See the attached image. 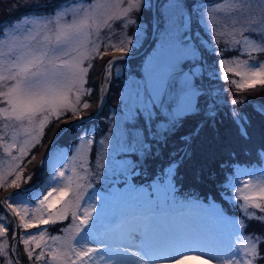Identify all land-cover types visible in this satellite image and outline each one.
I'll use <instances>...</instances> for the list:
<instances>
[{"label":"snow or ice","instance_id":"6c2138e0","mask_svg":"<svg viewBox=\"0 0 264 264\" xmlns=\"http://www.w3.org/2000/svg\"><path fill=\"white\" fill-rule=\"evenodd\" d=\"M109 3L112 7L119 8V12L109 14L103 21L93 17V9L107 7ZM123 3L124 0H106L105 4H100L98 0L96 3L89 0L87 4L77 2L69 5L65 3L54 13L25 16L15 23L0 27V89H7L6 91L0 90V98H3L7 105V107L0 108V116L10 122L5 123V128L13 124L17 128H25L27 125L25 131L29 135L31 132L43 134L45 124L51 117L60 119L68 112H71L73 116L80 113L81 110L69 99V94L74 87L77 88L76 101L79 102L78 86L84 83L88 69L83 68L82 61L73 57L72 53L77 51V45L87 43H93L94 50H98L99 45L91 40V36L95 31L99 39L98 30L101 23L111 29L112 25L109 22L114 23L123 18L121 24V33H123L130 24H138L136 20L128 19L130 13L134 10L139 12L143 7L149 9L151 7L147 0H128L127 7H120ZM36 7H41L38 0ZM191 7L196 9L200 19L208 25L209 32L214 37L211 41L213 54L220 55V52L217 51L220 40L215 37H230L224 39L225 49L223 50L225 51H239L234 46L242 44L244 51L251 48L264 53V0H256L255 4L252 0H235L234 3L227 5L217 0L211 7L204 4L199 8L196 4ZM190 18L191 11L189 12ZM221 20L224 21L225 27L231 25L230 32L215 30ZM236 25L239 27L237 28ZM139 34L138 26L134 36H128L126 40H121L116 51L123 55L116 57L115 60L123 61L127 58V54L130 53L131 48H134V41L139 38ZM237 35L242 39H236ZM198 51L197 48L190 49L194 61L193 68L196 63L202 66L203 54L201 53L198 58L195 56ZM113 63L114 60L108 61L109 68ZM228 63L229 61L226 59L217 61L218 66ZM234 63L237 68H240L241 65L244 67L243 71L235 72L242 78L241 82L231 81L237 88H254L257 83L264 85V63L249 65L247 60L240 61L239 56L234 58ZM89 68H91V64ZM224 70L226 72L233 71L231 68ZM107 71L108 69H106ZM221 78L228 81L227 76ZM84 92L90 93L91 89H85ZM166 93V87L157 81L147 92L148 98L137 104L135 110L125 116L127 126L121 127L118 134L109 133L117 151L124 154L123 160L114 161L121 174L124 172L134 174L136 168L140 166L139 157L141 155L147 157L152 152L150 141H155L158 138L162 141L167 135L173 134L182 117L188 114L192 108V91L187 82L182 97L174 105L171 102L165 104ZM137 95L139 96V93ZM228 103L236 106L244 101L231 99ZM88 107L89 104L85 102L83 108L87 109ZM232 116L240 128V134L247 139L246 117L234 109ZM79 119L82 120L85 117L80 115ZM137 121H141L142 125L138 126ZM64 122L67 123V121ZM12 139L13 143H5L3 146L4 152L9 156L15 146L16 136L14 135ZM78 139L81 146L85 143H92L87 134L78 137ZM182 139L187 144L191 137H182ZM37 143H39L38 140ZM100 143L103 144V141ZM28 144L29 141L25 139L23 145L18 149L19 155L11 156L12 162L20 161L27 154ZM188 156L189 152L184 149L183 156L172 162L167 169L162 170L165 180L172 178L173 168ZM132 157L136 159L129 162V158ZM62 158V154L57 153L56 155H46L41 160L42 173L47 169V181L43 185L38 182L34 186L28 185L21 188L23 170H15L18 168V164L10 163L9 167L12 170L0 173V187L11 186L17 189V192L9 194L0 204L7 205L16 216H19V227L25 230L38 229L36 235L25 234L24 245L34 244L35 249H41L42 245L47 246L44 241L45 233L39 230V225L56 224L71 216L76 231L67 239L60 236L50 237L54 242H61L60 247L51 249L48 253L51 256L52 264H75L73 256L80 261V264H84V258L90 260L92 254L98 255L101 250L107 254L106 264H126L124 253H128L130 249L119 245L122 241H131L133 238L140 240L138 247L141 251L132 253L139 258L140 264H149V261L155 258V254L161 251L176 252V256L164 258L175 259L176 264H182L191 256L183 254L181 249L195 251L200 248L203 249V255L219 260L220 264H264V234L252 233L243 237L247 243L243 246L242 255L238 253L234 250L232 239L231 224L233 221L228 220L216 207L214 199L206 207L186 203L180 205L178 210L165 212L161 210L159 204H153L149 198L137 195L135 190H132L124 201L128 209L127 212L118 218L117 228L106 230L103 234L105 238L102 239L98 233L100 232V221L104 215L103 211L97 213L96 204L91 202H85L86 206L81 211V202L85 201V192L81 189L92 188L93 183L91 180L86 184L76 183L73 189L76 169H72L73 176H66L64 169L67 165L61 162ZM101 158L107 160V157ZM261 158L264 159V152L261 153ZM32 159H35V156ZM261 172L264 176V168L261 169ZM13 173L15 178L7 180L6 176L13 175ZM107 174L105 168L103 172L93 173L92 179H102ZM31 180L32 176L29 175L27 181ZM238 184V176L222 178L218 193L220 199L226 203L230 202L233 207H238L242 212L252 217L264 220V182L254 188L247 185L241 188ZM168 187L171 185L169 184ZM69 193H73V199L63 200ZM95 199L99 200L100 198L96 197ZM57 201H62V207L59 209L54 207ZM30 203L38 204L35 209V213L38 215H34L33 219H25ZM250 207L259 209L262 215L257 217L255 212L248 213ZM17 208H22L23 211H17ZM93 213H97L95 219ZM34 220L39 223H34ZM11 226L9 224L8 227ZM8 227L0 224V236L8 232ZM64 231H68V229H64ZM12 238L15 240V234ZM92 241L99 242L102 249L90 247L89 242ZM0 253H2L0 259L3 260V264H15L9 250L0 246ZM48 254L43 250L35 255L32 249L27 251L30 260L34 257L37 261L43 260V264H48V261L44 259Z\"/></svg>","mask_w":264,"mask_h":264},{"label":"rangeland","instance_id":"374dc122","mask_svg":"<svg viewBox=\"0 0 264 264\" xmlns=\"http://www.w3.org/2000/svg\"><path fill=\"white\" fill-rule=\"evenodd\" d=\"M61 1L62 0H38V3L42 6ZM77 2L87 4L89 0H74L68 4L71 5L72 3ZM92 2L96 3L97 0H92ZM98 2L100 4H105L106 0H98ZM215 2H217V0H214L213 3L209 2V0H196V2L193 4H196L197 8H199L204 3V5L211 7ZM219 2L227 5L229 3H234L235 0H219ZM252 2L255 4L256 0H252ZM36 3L37 0H27V2L26 0H18L17 2L14 0H0V23L5 21L8 17L18 13V11L20 12L22 10L36 8ZM147 3L151 5L150 9L148 7H143L139 12L134 10L128 17V19L136 20L138 24H130L128 28L125 29L123 33H121V24L123 22V18L122 20L116 21L114 23L109 22L112 25L111 29L105 27L103 23H101L98 30L99 39L97 38L95 31L91 36V40L94 41L95 44L99 45L98 50H94L95 45L93 43H87L84 45H77V51L72 53L73 57L82 61L81 66L85 69H88L87 74L84 77V83L78 86L80 92L79 102L77 103L76 101L77 88L74 87L72 92L69 94V99L71 102L76 104V106L81 110L77 115L80 116L82 114V110L84 109L83 104L87 102L90 105L89 99L94 89V83L90 79L97 59L106 52L116 51V47L120 46L121 40H126L128 36H134L136 34L138 26L140 29L139 38L134 41V48L129 46L131 48L129 54H131L133 50L142 49V47L146 46L150 40L153 32L154 22H159L158 33L155 37L156 40L154 49H151V51L148 52V55L144 60V64L141 67V75L128 73L127 77L125 78V76H123L124 66L121 64L116 65L118 60L115 61L112 73L115 71L117 75L124 79L123 88L119 97L120 106L111 112L109 118L107 119L108 125L103 133H101V129L99 130L100 127L98 125H91L89 129L81 132L79 137L85 136V134H87L92 140V143H85L83 146H81L80 141L77 138V140L72 145V151H68V148L57 146L55 140L52 142V144H49V146L46 147L47 149L45 148V145L47 144L45 143L46 134L54 123H60V125H58L60 127L57 130L58 134H64L74 124L79 123L78 121L80 120L76 119L68 120L67 123L63 122L64 118L72 115L71 112H68L60 119L51 117L49 122H46L45 124L43 134H40L39 132H31V135L25 131L27 125H25V128H17L13 124L12 126L5 128V123L10 122L5 121L3 116H0V173L11 171L12 169L9 167L10 163L13 165L18 164V168L15 170H23V178L20 182L21 188H25L28 185L34 186L38 182L43 185L45 183V179H47V169H45L44 173H42L40 165L41 160H43L46 155H56L57 153H61L63 156L61 162L67 165V167L64 169L65 175L73 176L72 169H76V176L73 178V189L75 188L76 183L86 184L89 180L92 181V188L81 189V191L85 192V201L81 202V211H83V208L86 206L85 202L95 203L97 206V212L102 210L104 211V215L100 221V226H102V223L105 221L104 218L111 216L109 213H113L112 215L116 216L118 214L127 212L128 209L125 206L124 201L131 194L132 190H135L137 195L149 198L153 204H159L162 211L169 212L178 210L175 208L180 206V199L176 198V195L173 196L175 187L174 181L172 179L173 174L170 180H165V178L157 179L151 182L150 185H144L140 187L136 186V175L144 174L141 166L143 163H141V161L146 158L145 156L141 155L139 157V159L142 160H138L140 166L136 168L134 174H129L127 172L121 174V171L114 164V161L123 160L124 154L117 151L114 141L109 136V133L111 132L118 134L121 127L127 126L125 116L130 111H134L137 104L148 98L147 92L152 89L153 85L157 81L163 83L167 89L166 96L164 97L165 104L171 102L173 105L182 97L185 84L187 82V85L192 91V108L189 110L188 114L182 117L176 129L189 117L192 118L197 115L198 119L196 121L198 126L194 132V134H196L207 124L216 123V118H231L229 115L232 113V111H226L224 105L229 104L232 109L239 112L241 115L243 114L245 117V113L242 108H240L239 104L232 106L230 103H228V101L231 99L241 100V97H246V94L244 93L246 91L244 90L247 88L240 89L231 83L232 80L241 82L242 78L237 76L235 72L244 70L243 65H241L240 68L236 67L234 58L239 56L240 61L247 60L249 61V65H252L253 63H264V53L254 51L251 48H249L247 51H244L242 44L234 46L235 48L239 49V51L223 50L225 49L224 39H229L230 37H215V39L220 40V43L217 47V51L220 52V55L213 54L211 51L213 47L211 41L214 39V37L209 32L208 25L204 22V20L200 19V15L196 9H193L192 7L191 9L188 8L187 4H189V0H147ZM127 4L128 0H124L123 5L120 7H127ZM63 5L65 4H61V6ZM190 11L191 18L189 19ZM118 12L119 8L112 7L109 3V6L107 7L93 9L92 15L94 18H98L103 21L107 19L109 14ZM21 13L22 14L20 16H17L18 18L14 17L13 22L11 21L8 24L15 23L17 20H20L25 16L30 17L38 14L36 12L28 14L24 12ZM50 13H54V11ZM39 14L47 15L49 13ZM236 27L238 28L239 25H236ZM215 30L217 32H230L232 28L231 25L225 27L224 21L221 20L216 25ZM245 35H247V33H245ZM236 39L242 38L241 36L237 35ZM257 43H259L258 40ZM201 45H203V47H201ZM192 48L199 49V51L195 53L197 58L201 55V53L203 54L202 66L199 63H196L195 67L193 68L194 61L190 52V49ZM116 52L120 53L118 51ZM109 56L105 57V59H107L104 60L105 65L103 71L98 73L97 77L95 78L97 84H100L99 89L101 90L102 88L103 90L102 96H99L98 111L96 110L94 117L100 116L107 100V97H105L103 93L104 90H106V93L108 92L110 77L109 72H106V69L109 67ZM221 59H226L229 61V63L227 65L218 66L217 61ZM90 64L91 68H89ZM218 68L219 70H217ZM225 68H231L233 71L226 72L224 70ZM5 75H7V73H5ZM223 76H227L228 81L223 80L221 78ZM261 86L264 85L257 83L255 88L259 89ZM85 89H91V92L85 93ZM0 90L6 91L7 89L3 88ZM229 92L231 96H228ZM239 92H243L241 97L237 96ZM137 93H139V96ZM102 101L104 104L101 108L100 102ZM244 101H246V99ZM254 103L255 105H259V107L261 106L260 101H256ZM3 107H7V105L4 103L3 98H0V108ZM136 123L138 126L142 125L141 121H137ZM14 135L16 136V141L15 146L11 150V156H18V149L23 145L24 140L27 139L29 141L27 154L23 156V158L18 162H12L11 156L4 152L3 148L5 143H13L12 138ZM50 135L51 134L47 135V139L50 138ZM187 137L191 136L188 135ZM37 140L39 143H37ZM191 140L192 137L190 141ZM100 141H103V144H101ZM150 142L152 143V146H154V144L161 143L163 140L161 141L158 138L157 140ZM41 144H43V148L41 147ZM184 149H187L189 155H192L193 151L190 148V143H187V147H183L182 155ZM49 150H51V152H49ZM33 156L38 158L37 164H39L40 168L36 171H29L28 168L32 163ZM101 157H107V160L102 159ZM134 159L136 158H129V162ZM29 161L31 162L29 163ZM245 164L246 162L235 164L232 174L227 173L225 176H238V186L241 188H244L246 185L250 188H254L258 184L264 182V176H262L261 172V169L264 168V164L256 170H248L246 167H243L246 166ZM102 165L104 167H101ZM105 168L107 169L108 173L106 176H104L102 179H92L93 173L103 172ZM237 169H239V171H237ZM174 172L175 167L173 168V173ZM29 175L32 176V180L34 181H27V177ZM14 178V173L13 175L6 176V179L9 181ZM25 181H27V183H25ZM169 184L171 187H168ZM217 186H219V184ZM11 188V186L0 187V192L2 191V194L0 195V202L9 196V194L17 192V189L12 190ZM219 191H215L217 193H214L210 199L212 201L213 199L215 200L216 207L223 213L226 211L225 208L227 205L221 201L218 194ZM96 197H99L100 199L96 200ZM72 199L73 193H69L68 196L63 198V200ZM227 204L231 203L228 202ZM192 205L205 206L200 202H194ZM37 207L38 204L30 203L25 219H33L34 215H38V213H35V209ZM54 207L57 209L62 207V201H60L58 204H55ZM16 210L21 212L23 211L22 208H17ZM252 212H255L257 217L262 215L259 209L250 207L248 209V213ZM226 217L228 220L233 221L231 224V232L233 233L232 239L234 250L238 251V253L241 255L243 246L247 243L243 237L251 235L252 233H255L256 235L264 234V220L252 217L251 215L242 212L238 207H234V213L231 215V217ZM253 220H258V223L255 224L254 222L249 224V222ZM19 223V216H16L14 212L7 207V205L0 204V224H4L5 227H8L9 224L12 225L11 227H8V232L0 236V246H3L4 249L9 250L10 256L15 260V264H43V260L37 261L34 257L30 260L27 256V251L32 249L34 250L35 255L43 250L46 254H48L50 253L51 249L58 248L61 244L60 241H52L50 237L60 236L63 239H67L76 231L71 216H69V219L60 221L56 224H49L46 226L39 225V230H42L45 233L44 241L46 242L47 246L42 245L41 249H35L34 244L27 246L24 245L23 239L25 238L26 233H31L33 235L38 234V229L32 228L25 230L18 226ZM34 223L38 224L39 222L34 220ZM16 228L17 231L15 230ZM64 229H68V231H64ZM13 234H15V240H13L12 243ZM81 235H83V233H81ZM77 239H79V237H77ZM189 254L190 252L185 253V255ZM0 255H2V253H0ZM238 258H240V256H238ZM44 259L48 261V264H52L50 254L46 255ZM72 259L75 261V264H80V261L77 260L75 256H73ZM87 260L88 258H84V264L87 263ZM188 260L193 261L194 264H198L196 263L198 260L195 259L184 260L182 264H185L188 262ZM202 261L209 264H220L219 260L214 261L205 255L203 256ZM0 264H3L2 259H0Z\"/></svg>","mask_w":264,"mask_h":264},{"label":"trees","instance_id":"16d2710c","mask_svg":"<svg viewBox=\"0 0 264 264\" xmlns=\"http://www.w3.org/2000/svg\"><path fill=\"white\" fill-rule=\"evenodd\" d=\"M14 1L17 2L18 0ZM63 1L64 0L53 4L42 5L41 7L30 8L20 12L18 11V13L8 17L5 21H13L14 17L18 18L17 16L22 14L21 12H53L63 4ZM194 2H196V0H189V4H187L189 9H191ZM2 23H0V27H3ZM155 40L150 48L142 55L133 56L123 61L118 60L116 62V65L121 64L124 66L123 76H125V78L128 73L134 75L142 74L141 67L144 64L148 52H150L155 46ZM140 50L141 49L133 50L132 53H136ZM115 54H117L116 51L106 52L101 55L95 63L90 79L94 83V89L89 99L90 105L87 109H83L81 114L85 119L81 120L77 115L73 117L71 115L64 118L63 122L72 119L80 121L70 127L57 140L56 138L59 136L57 130L60 127L58 126L60 123H54L46 134L45 143L47 144L45 145V148L56 140L57 146L65 147L68 148V151H72V145L81 135V130H87L91 125H98L100 127L99 130H102L101 133L106 129L108 125L107 119L111 112L120 106L119 97L123 88L124 79L117 75L115 71H113L112 74H109L108 92L106 93V90H104L103 93V95L107 97L105 107L101 111L99 117H94L96 110L98 111L99 96H102V91L99 89L100 84H97L95 78L98 73L103 71L105 65L104 60L107 59H105V57L110 55L108 58L111 59ZM244 91L243 92L246 94L245 98L241 97L243 92H239L237 96H240L243 101L246 99V101L239 104V106L244 111L246 117L245 127L248 133L247 139L240 134V128L234 121L232 113L229 115L231 118H216V123L207 124L196 134H194V132L198 126L196 121L198 117L197 115L192 118L189 117L174 131L173 134L167 135L166 138L163 139V142L154 144L150 155L143 160L139 159V161L142 160L141 163L143 164H141V166L144 174L136 175V186L150 185L151 182L157 179H163L164 176L162 170L167 169L172 162L177 161L180 156H183L182 149L183 147H187V144L182 137H187L188 135L192 137V140L189 143L193 153L192 155L185 157L182 163L177 164L172 178L175 185L174 195H176V198H179L181 202H185L191 197L193 199L200 197L203 199L204 203L209 205L212 203V200L210 199L212 195L217 193L215 191H219V186L217 185L227 173L232 174L235 164L246 162L245 165L247 166L263 162L264 159L261 158V153L264 152V86L259 87V89L255 87L247 88ZM228 96H231L230 92ZM256 101L261 102L260 107L259 105H255L254 102ZM224 108L226 111H233L229 104L224 105ZM242 116L244 117L243 114ZM49 134H51L50 138L47 139V135ZM37 159L38 158L36 157L35 159H32V163L28 168L29 171H36L40 168L39 164H37ZM11 189L13 190L15 188L12 187ZM1 194L2 191L0 192V195ZM224 203L227 205L225 208L227 214L233 215L234 207L231 204ZM254 222L256 224L258 223V220L250 221L249 224Z\"/></svg>","mask_w":264,"mask_h":264},{"label":"bare ground","instance_id":"6f19581e","mask_svg":"<svg viewBox=\"0 0 264 264\" xmlns=\"http://www.w3.org/2000/svg\"><path fill=\"white\" fill-rule=\"evenodd\" d=\"M46 181H47V179H45L44 182H46ZM59 202L60 201H57L55 204H58ZM99 212H101V211H98L97 213H99ZM97 213H93V218L94 219L96 218ZM103 213H104V211H103ZM112 214L113 213H109V215H111V216H108L107 218H104L105 219V221L103 222L104 224L102 223V226H100V232L98 233V235H100L102 239L105 238V236L103 234L106 232V230L114 229V228H117V226H118V218L121 217V216H120V214H118L116 216L112 215ZM96 243H99V242H97V241L89 242V244H96ZM170 252L174 256L177 254L176 252H172V251H170ZM187 252H194V251H187ZM195 252L203 253V249L200 248L198 250H195ZM104 256L107 257V254L103 250H101V252L98 255L92 254V259H90V260L88 259L86 264H106V262L99 260L101 257H104ZM206 257L211 258L210 256H206ZM156 260H158V256L157 255H155V258L153 260L149 261V264L154 262V261H156ZM212 260H214V259H212ZM135 264H140L139 260ZM185 264H194V262L189 260Z\"/></svg>","mask_w":264,"mask_h":264},{"label":"water","instance_id":"95a60500","mask_svg":"<svg viewBox=\"0 0 264 264\" xmlns=\"http://www.w3.org/2000/svg\"><path fill=\"white\" fill-rule=\"evenodd\" d=\"M202 1H204V0H202ZM158 25H159V22H155V23H154V26H153V32H152V35H151L150 40L148 41L147 45H146L141 51H139V52L136 53V54H127V57H133V56L142 55L143 53H145V52L147 51V49H148L149 46L151 45L152 41H153V40L155 39V37H156V34H157V32H158ZM121 55H123V54H118V55L114 56L111 60H114V63H115V61H116L115 58H116V57H119V56H121ZM114 63L111 65V67H110V71H112V67H113ZM103 104H104L103 101L100 102V106H101V108H102ZM86 119H88V118H86ZM62 134H63V133H60L59 136L56 138V140H57ZM15 230L17 231V228H16ZM12 243H13V238H12Z\"/></svg>","mask_w":264,"mask_h":264}]
</instances>
